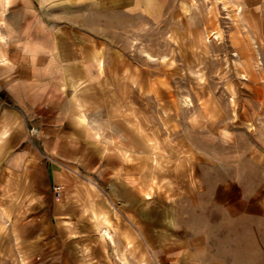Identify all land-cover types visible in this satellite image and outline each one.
Wrapping results in <instances>:
<instances>
[{"label": "rangeland", "instance_id": "374dc122", "mask_svg": "<svg viewBox=\"0 0 264 264\" xmlns=\"http://www.w3.org/2000/svg\"><path fill=\"white\" fill-rule=\"evenodd\" d=\"M68 3L106 72L90 109L137 151L135 194L77 169L94 189L79 238L47 248L36 217L6 214L0 264H264V0Z\"/></svg>", "mask_w": 264, "mask_h": 264}, {"label": "crops", "instance_id": "0c3cea01", "mask_svg": "<svg viewBox=\"0 0 264 264\" xmlns=\"http://www.w3.org/2000/svg\"><path fill=\"white\" fill-rule=\"evenodd\" d=\"M68 4L0 0V216L36 217L35 239L47 248L81 234L68 236L94 189L78 170L98 179L108 198L130 202L135 194L124 168L137 151L121 144L124 129L107 112L90 109L106 72L94 36L73 26Z\"/></svg>", "mask_w": 264, "mask_h": 264}, {"label": "bare ground", "instance_id": "6f19581e", "mask_svg": "<svg viewBox=\"0 0 264 264\" xmlns=\"http://www.w3.org/2000/svg\"><path fill=\"white\" fill-rule=\"evenodd\" d=\"M240 8V7H239ZM240 12V11H239ZM260 39V38H259ZM261 39H262V37H261ZM257 47H258V45H257ZM150 57H152L151 55H149ZM261 65V64H260ZM81 118V117H80ZM83 118V117H82ZM104 233L107 235V237L108 238H110L111 240L113 239V235H112V233H111V231H110V229H106L105 231H104ZM113 242H115V241H113ZM115 245V244H114Z\"/></svg>", "mask_w": 264, "mask_h": 264}, {"label": "built area", "instance_id": "2783aa9c", "mask_svg": "<svg viewBox=\"0 0 264 264\" xmlns=\"http://www.w3.org/2000/svg\"><path fill=\"white\" fill-rule=\"evenodd\" d=\"M56 195H57V197L60 196V190L59 189H56Z\"/></svg>", "mask_w": 264, "mask_h": 264}]
</instances>
